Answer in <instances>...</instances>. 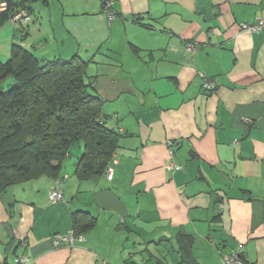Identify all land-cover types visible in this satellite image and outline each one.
Returning <instances> with one entry per match:
<instances>
[{
	"label": "crops",
	"instance_id": "1",
	"mask_svg": "<svg viewBox=\"0 0 264 264\" xmlns=\"http://www.w3.org/2000/svg\"><path fill=\"white\" fill-rule=\"evenodd\" d=\"M42 5L46 27L37 17L33 33L32 12L15 27L20 45L43 60H91L121 138L102 176L80 181L65 167L60 182L0 195V264H221L231 251L264 264V30L240 28L264 19V0H118L112 22L101 0ZM75 212L96 226L55 246Z\"/></svg>",
	"mask_w": 264,
	"mask_h": 264
},
{
	"label": "trees",
	"instance_id": "2",
	"mask_svg": "<svg viewBox=\"0 0 264 264\" xmlns=\"http://www.w3.org/2000/svg\"><path fill=\"white\" fill-rule=\"evenodd\" d=\"M48 1L0 0L6 4L0 30L18 11L30 16L33 4ZM90 63L78 55L43 60L18 44L12 45L8 61L0 59V195L41 178L57 181L75 143L83 152L74 175L87 181L105 173L121 133L107 125L103 101L88 74ZM72 222L77 237L97 224L81 212L73 214Z\"/></svg>",
	"mask_w": 264,
	"mask_h": 264
},
{
	"label": "built area",
	"instance_id": "3",
	"mask_svg": "<svg viewBox=\"0 0 264 264\" xmlns=\"http://www.w3.org/2000/svg\"><path fill=\"white\" fill-rule=\"evenodd\" d=\"M103 3V9L109 19L110 22L114 20V18L117 15V12L115 10V5L118 0H101ZM6 9V4H0V11H3ZM30 22V16L26 10H20L13 16L11 23L14 24L17 28L25 27ZM240 28L242 31L251 32V33H257L264 30V19H259L256 23L252 24H241ZM187 51L189 53H194L195 48L193 44H188ZM203 87L208 90L212 91L215 89V84L209 80H204ZM170 154L173 156V150L170 149ZM115 158V157H114ZM113 158V160H114ZM171 170H179L182 169V166H171ZM107 177L109 180H112L113 174L110 170L107 171ZM63 199L62 191L56 186L52 189L50 194V200L53 203H57ZM53 244L55 246H62V245H68V246H74L76 242H82L84 241L83 236H75L74 232H71L67 235H55L52 238ZM18 264H28L27 258H20L17 261ZM101 264H107L106 262H102ZM221 264H246L245 260L242 258V255L240 252L231 251L226 253L223 258Z\"/></svg>",
	"mask_w": 264,
	"mask_h": 264
},
{
	"label": "rangeland",
	"instance_id": "4",
	"mask_svg": "<svg viewBox=\"0 0 264 264\" xmlns=\"http://www.w3.org/2000/svg\"><path fill=\"white\" fill-rule=\"evenodd\" d=\"M15 1H20V0H15ZM32 6H33L34 11L32 13V18H31L32 22L29 26H31L33 33H35V30H37V26L35 25L36 18L40 17L39 24L44 25L45 23L47 24L49 15H47V11H45V7L42 4L40 6L33 4ZM41 13L46 14V20L45 19L42 20V17L45 18V16H44V14H41ZM45 25H44V28L46 27ZM15 27L16 26L14 24L9 23L8 27L4 28V31L3 30L0 31V59L3 62L8 61V59L10 57V56H8V52H9V47L10 48L12 47L9 44V43H11L12 37L16 38L17 43H19V45L24 43L23 38L26 36V33L22 32L21 30H20V32H18L15 29ZM8 28H11V29H8ZM23 28H25V27H22V30H23ZM38 35H40V33H38ZM26 44H27V42H26ZM46 50L49 51L50 49H46ZM33 51H34V49H33ZM82 152H83V149H82L81 144H77V143L73 144V146L70 149V157H68L67 160L65 161L63 169L65 170V167L68 168L69 173L72 175L74 173L75 163L77 162L78 158L82 155Z\"/></svg>",
	"mask_w": 264,
	"mask_h": 264
}]
</instances>
